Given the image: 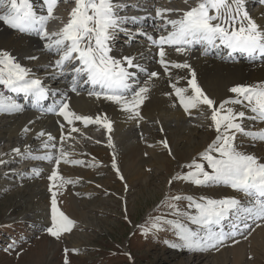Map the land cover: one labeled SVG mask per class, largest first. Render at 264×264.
Returning <instances> with one entry per match:
<instances>
[{
  "label": "snow or ice",
  "instance_id": "1",
  "mask_svg": "<svg viewBox=\"0 0 264 264\" xmlns=\"http://www.w3.org/2000/svg\"><path fill=\"white\" fill-rule=\"evenodd\" d=\"M62 0H0V25L6 26L23 37L35 34L45 43L42 50L47 51L55 59L49 61V68L58 76L69 79L66 91H53L36 76L28 67L23 66L9 51L0 49V115L22 113L24 106L17 103L10 94H23L30 97L33 108L41 113L54 114L66 122L67 136L78 132L76 122L85 127L91 124L106 129L108 146L114 148L112 142L113 121L106 113L95 117L77 114L70 106L71 97L68 92L80 95V89L88 86V95L96 100L110 102L127 115L129 120H141V106L148 99L153 87L154 79H158V71H150L140 62L143 52L137 55L124 54L115 58L111 42L119 31H126L122 25L131 20L139 23L146 17H128L121 15L130 5L122 0H74V7L66 22L58 31L49 32L48 24L53 19L54 10ZM68 3L69 0H63ZM264 5V0H258ZM188 4L189 0H183ZM139 10V9H138ZM169 13H179L175 17ZM153 27L160 33L158 37L149 35L143 29H136L135 35L146 37L156 49L157 63L164 74L171 79V69L188 70L187 87L171 84L179 106L191 115L196 109L203 114L202 105L210 111L209 125L216 132L215 139L199 155V161L183 165L189 171L177 175L174 179L191 183L197 187L224 186L243 194V202L235 197L214 199L201 196H171L165 201L172 214L183 218L189 224L195 225V230L179 219L172 221L162 217L155 218L151 227L153 230H163L161 225L168 224L176 235L179 243H169L174 249L205 252L212 249L219 250L231 240L233 243L238 235L247 239L249 229L264 226V162L255 155L242 152L235 144L237 134L246 136L253 142H264V130H245L242 122L252 119L264 122V82L255 85H237L229 89L233 98L217 102L210 98L197 82V74L187 62L178 63L167 59L166 48H173L177 53L187 54L194 45H200L203 53L210 50H224L229 58L235 54L255 60L264 58V25H260L252 18L246 7V0H197L195 6L188 10L156 8L152 17ZM159 21V23H155ZM129 38L133 37L128 32ZM151 51V49H149ZM30 60H38L37 56H29ZM135 71H131V70ZM138 73H146L143 81L137 79ZM10 93V94H6ZM171 95V94H169ZM45 101H50L44 106ZM233 105L246 108L251 113L246 116L245 111L237 110ZM31 123V121H30ZM65 123L60 124V143L65 140ZM31 131L25 127L24 133ZM41 141L43 155H32V149L26 148L27 158L53 162L55 165L49 176L50 181L62 180L58 187L71 181L63 180L59 175L61 162L73 165L81 161L70 160L69 153L61 146L59 155L51 150L56 148L57 140L51 133L40 131L36 134ZM163 146L172 155L166 141ZM21 154L19 148L12 150ZM36 151H39L37 149ZM0 163H4L0 160ZM113 169L119 175L115 155L112 162ZM34 175H39V168H34ZM123 180V176H120ZM173 181L170 180L169 184ZM50 187L51 224L46 229L49 236L60 239L62 234L70 232L74 222L58 208L57 192ZM186 200L188 211L181 210L176 202ZM194 210V211H193ZM147 234V230L145 233ZM67 254V252H66ZM65 264H68L67 259Z\"/></svg>",
  "mask_w": 264,
  "mask_h": 264
},
{
  "label": "bare ground",
  "instance_id": "2",
  "mask_svg": "<svg viewBox=\"0 0 264 264\" xmlns=\"http://www.w3.org/2000/svg\"><path fill=\"white\" fill-rule=\"evenodd\" d=\"M196 2L197 0H189L188 4L183 3V0L122 1L124 4L133 6L130 10L126 9L128 12L136 11L138 14H148L147 20L155 16L156 8L188 10L190 6H195ZM74 6V0H69L68 3L62 0L54 10V16L59 17V19L51 20L48 27L53 31H58L62 27L61 21H67L69 13ZM246 7L250 16L254 18L258 24L264 25V5L260 4L258 0H246ZM124 12H122L121 15L128 16V13L125 14ZM178 14L179 13H169L168 15L175 17ZM144 21H146V19ZM155 23H159V21H155ZM128 26L130 27V25ZM138 28L142 29L141 26L130 27V30L133 32L132 38H129L127 34L121 37L118 42H111L112 52L110 55L119 58L124 54L139 56V54L143 52L144 55L140 62L144 67L150 71H158L160 73L159 78L153 81V87L149 93L148 99H146L141 106L140 112L143 119L129 120L127 115L121 112L117 106L110 102L96 100L94 97H90L86 90H80V95H76L70 91L68 92V95L71 97L70 106L77 114L95 117L98 114L106 113L113 121V130L110 135L115 145L114 148L108 146L109 133L101 126L91 124L85 127L81 122H76V127L79 131L72 133L71 137H68L67 128L69 126L66 125V122H64L62 118L54 114L49 115L41 113L33 108L31 103L28 102V104H24L18 97L6 93L12 95L13 99H15L17 103L23 105L25 110L22 113L13 115H0V160L4 161V163H0V165H4L5 168L9 170L7 174L9 176L18 173L11 170L16 168L19 164L23 166L29 165V170L39 168L42 175L39 176V174L36 176L42 178L41 183L43 184L48 183L52 186L53 183H55L57 185V187L53 188V191L57 192L58 208L61 211L67 212V214H73L72 207L78 203V200L71 194L72 188L70 186L74 185L76 182H82L93 177L94 173L103 172L107 167L113 169V155H115L119 174L129 173L130 176L137 177L139 170L137 171L136 169H140L139 167L143 166V162L146 161L144 160L146 155H148L149 160L151 159L150 162L154 164L153 166L161 164L166 166L167 161L163 159L162 154L165 150L168 152V149L164 148L163 141L167 142L177 161L186 163L190 161L196 153L205 151L209 144L215 139L216 132L213 128L209 127L211 121L208 118L210 116V111L207 110V106H201L204 110L203 114L196 109L191 110V115L185 113L183 108L179 106V101L176 99L171 87V84L177 83V81V86L187 87V79L190 78L188 76V70L171 69V79L164 74L163 69L157 63L158 56L156 55V49L144 36L135 35V30ZM148 29L145 30L147 31ZM148 34L150 35V33ZM159 34L160 33L155 29L152 35L158 37ZM115 39H117V37H115ZM44 43L45 42L39 39L35 34L21 37L20 34L7 29L6 26L0 25V49L9 51L23 66L30 68L36 76L42 78L47 87L53 91L59 90L64 92L67 90L66 85L69 84L70 78L55 75L52 69L49 68V61L54 60L55 57L47 53V51L42 50V45ZM149 49H151V51H149ZM166 51L168 53L167 59L178 63L187 61L192 66L197 74L198 84L210 98L217 102V105L224 100L234 97V94L229 91L233 86L255 85L264 82V58L258 57L255 60H248L245 56L239 54H235L234 58H229L225 55L224 50H210L207 54H204L201 46L190 50L184 55L177 53L173 48H166ZM29 56H37L39 59L30 60L28 59ZM131 71L135 70L133 69ZM54 78L56 81L52 84ZM145 78L146 73H138L137 79L139 81H143ZM0 91L6 92L2 86H0ZM232 107L237 110L245 111L246 116L251 115L246 108H241L239 105H233ZM61 123H65L66 125L64 130L65 140L62 145L60 143L62 134L60 128ZM242 125L244 129L248 131L256 132L264 130V122L252 119H244ZM25 127L30 128L31 131L24 133L23 129ZM42 130L46 133H51L57 138L55 141L56 148L51 150L54 155H59V148L62 146L64 150L70 154L69 159L76 155L75 160L82 162L78 165L71 164L69 166L61 162L58 169L60 177H62L63 180L71 181V183L64 184L63 187H58L62 183V180L53 182L49 179L52 170L55 168L53 162L27 158V153L25 152L26 148H31L33 150L31 153L32 155L45 154V150L41 148V141L37 139L36 136V134ZM237 139L240 144L244 143V148L241 150L242 152L253 154L261 162H264V142L257 141L253 146V142L251 140L248 141V138L242 134H237L236 140ZM153 140L157 141L155 145L158 146L153 145ZM248 145H252L256 150L251 151ZM15 148L21 150L20 155L12 151ZM148 148L151 150H148ZM37 149H39V151H36ZM113 171L117 173L115 169H113ZM1 174L4 175L3 173ZM19 175L20 176L17 177H19L20 182H23L34 174L33 172H27L25 175ZM45 178L48 179L47 183H45ZM50 193L52 197V192ZM209 196L214 199L235 197L242 202L246 199L243 194L239 192L223 188L211 189V194ZM76 211L77 209L75 212ZM40 220L43 221V219ZM254 235L257 241L255 242L256 244L251 243L252 247L255 248L256 245H259L264 248V226L262 228L259 227ZM225 252L227 253L228 251L225 250ZM239 252L240 251L235 249L236 262L234 263L236 264H241L240 256L242 255ZM202 256L201 254L195 256L192 264H200L205 261Z\"/></svg>",
  "mask_w": 264,
  "mask_h": 264
},
{
  "label": "rangeland",
  "instance_id": "3",
  "mask_svg": "<svg viewBox=\"0 0 264 264\" xmlns=\"http://www.w3.org/2000/svg\"><path fill=\"white\" fill-rule=\"evenodd\" d=\"M152 142L158 146L155 145L157 141ZM235 144L240 151L243 150L244 143L240 144L237 139ZM248 148L256 150L252 145ZM202 152L181 163L165 150L162 156L167 161L166 166H153L146 155L144 160L147 162L136 169L139 170L137 177L129 173L118 175L107 167L103 172L71 185V194L78 203L72 207L73 214L63 212L74 222V227L60 239L49 236L46 231L51 224V185L47 183L48 179L45 178L47 184L41 183L40 172L39 176L32 175L20 182L19 174L33 172L28 169L29 165L19 164L12 169L18 172L15 176L7 175L9 170L0 165V264H65L66 259L68 264H192L193 258L199 254L205 259L200 264H236L235 249L244 257L240 256L241 264H264L263 246L252 247L257 241L254 234L259 229L255 225L252 226L254 230L245 233L247 239L238 235L235 237L238 243L229 240L218 251L205 252L169 247V243H179V240L168 224L161 225V231L152 229L155 218L162 217L172 221L179 219L195 230V225L174 216L166 206L165 201L171 196L210 198L211 189H230L224 186L197 187L174 179L189 171L183 165L194 159L200 162ZM75 158L76 155L70 160ZM170 180L173 181L171 184ZM176 203L181 210L188 211L186 200ZM145 230L147 234H144Z\"/></svg>",
  "mask_w": 264,
  "mask_h": 264
}]
</instances>
